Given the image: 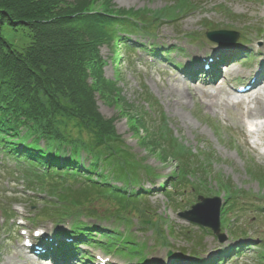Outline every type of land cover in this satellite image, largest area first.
<instances>
[{"label": "trees", "instance_id": "trees-1", "mask_svg": "<svg viewBox=\"0 0 264 264\" xmlns=\"http://www.w3.org/2000/svg\"><path fill=\"white\" fill-rule=\"evenodd\" d=\"M177 3L182 4L179 11L188 7L185 0ZM175 16V9L171 8L156 12L118 9L114 0H0V155L25 166L32 182L53 183L52 195H61L53 202L58 206L49 215L73 217L76 221L70 234L83 238V242L93 241L94 232L107 239L98 243L104 249L129 248L134 244L129 237L117 231H98L96 226L77 218L84 213L96 216V203H108L109 216L143 214L146 206L147 193L135 186L147 167L117 133V119L100 114L98 99L127 118L135 135L145 140L142 145L148 153H157L165 164L170 160L178 162L175 177L179 185L190 179L196 186L207 188V180H212L207 170L213 165L214 154L208 152L209 156L204 157L200 150L199 158L204 163L194 164L195 154L177 144L167 116L154 100L149 112H145L147 121L125 103L116 82L104 77V46L117 64L122 51L133 52L139 39L155 36V21ZM5 26L15 32L27 31L30 42L21 50L16 49L3 38ZM141 48L154 57L175 50L165 51L153 44ZM247 173L263 190L264 169L247 165ZM214 183L227 199L223 213L237 208L242 201L252 206L251 200L257 199L224 176L214 177ZM254 206L264 219L263 202ZM65 209L72 213L66 211V215ZM103 212L107 217V207ZM122 223L131 228V222ZM60 245L61 250L66 248L63 243ZM251 246L238 245L228 255ZM256 247H264V241ZM135 252L140 250L132 248L130 254ZM259 254L264 261V253Z\"/></svg>", "mask_w": 264, "mask_h": 264}, {"label": "rangeland", "instance_id": "rangeland-1", "mask_svg": "<svg viewBox=\"0 0 264 264\" xmlns=\"http://www.w3.org/2000/svg\"><path fill=\"white\" fill-rule=\"evenodd\" d=\"M185 1L188 7L181 11L178 9L182 5L177 3L179 0H114V4L118 9L134 11L156 12L165 8L175 9L174 19L155 21L156 27L159 29L156 39L151 42H147L145 39L138 41H141L143 45L153 43L164 50L177 47V50L169 54L176 64H185L188 59L193 62L192 58H201L202 68H205L204 65L209 60H217L212 58L221 51L213 49L211 43L202 39L203 33H205L203 26L207 23L211 28L215 27V31H235L246 37L243 40L244 43L234 47L236 49L233 50V53L250 52L252 58L248 62L249 68H255L254 64L264 60V0ZM220 7L228 11L231 16L228 17L226 14L220 13ZM2 35L10 45L18 50L30 42V33L24 30L15 32L5 26ZM187 35L195 36V40ZM101 54L106 62L103 69L104 77L117 82L116 88L121 91V97L125 103L131 105L141 117L145 116L148 121L149 117L145 112H149L151 101H156L157 105L161 106L160 110L163 108L164 113L170 119H168L169 129L174 133L177 144L195 154L194 164L200 166L204 163L199 158L200 150L203 151L204 157L209 156L206 151H211L216 155L213 165L211 164L210 169L207 170L212 174V180H207V188L199 184L196 186L194 181L190 182V179L182 181V184L178 186L180 183L177 184L175 178L171 179L174 173L179 172L178 162L170 160L165 164L157 153H148L142 145L145 140L141 136L139 138L135 135L127 118L119 116V110L114 106L98 99L97 106L100 114L107 119H117L115 123L117 133L123 138L138 161L147 167L141 171L143 173L140 177L143 181L141 186L149 190L150 193L146 200L147 216H153L161 222L165 229L164 233L168 234L169 244L165 248L156 238V236L163 237L162 229L156 223L153 225L151 222L149 223L151 225L149 228L153 231L145 229L141 226L142 219L135 216H132L133 225L129 230L124 225L119 226L113 221L103 222L102 227L107 228V231L117 227L124 235H132L140 245H145L146 251H151L154 248V253L156 251L157 253L152 256V260L157 264H170L166 258L168 247L173 253H183L188 259L191 258L190 255L198 257V259L202 255L204 260L216 257L219 252L229 250L237 243L230 237L231 233L237 231L248 232L245 233L248 234L246 240L245 237L238 240L254 244L262 243L264 219L256 212H252L253 206L249 210H245L248 208V205L245 204L243 206L245 209L240 210L241 217L237 220L234 219L231 222V227L229 221L234 214L228 212L224 214L223 222H226L227 225L223 234L226 235L227 241L223 244H220L217 237L208 229L181 219L179 213L183 209L190 210V207L198 202L199 195L223 198L214 183V177L220 175L231 180L237 188L261 197L264 194V189L262 190L259 183L249 176L247 164L254 162L258 164L256 166L264 169V130L249 125L254 120L243 118L242 108L233 104L234 95H230V98L221 95L217 98L206 99L202 91H206L208 88H205L203 84L187 81L183 78L181 71L176 70L168 62L160 63L150 58L151 56L148 54L142 53L141 50L131 54L132 56H128L125 50L122 51L121 54L124 58L122 57L117 64L112 62L108 47L104 46L101 49ZM239 68L233 69L239 70ZM243 73L237 77H229L230 81L234 78L233 86H235L236 78H238V84L241 83V79L247 81V77H244ZM222 97L229 101V105L213 107L212 104L217 103ZM263 118L264 115L259 120L261 124H263ZM147 126L149 125L147 124ZM138 130L144 132L141 128ZM251 131H254V135L250 134ZM231 132L241 138L239 144H234V141L230 139L228 133ZM18 169L19 166L12 161L3 162L0 156V204L4 205L6 209L15 211L14 221L19 224L11 226L14 222L7 224L3 214L0 215V264H32V262L39 264V261L30 260L29 257L23 255L28 251L24 248L25 240L28 237L33 238L36 231H43L47 234V237L44 238L52 239L56 226L42 220L38 223H31L37 208L42 205V197L27 189L28 186L22 180ZM146 170L154 175L149 177L150 180L146 178ZM32 185L34 184L30 180L29 186ZM5 224H7L6 229L1 230V225ZM10 231H14L12 237H9ZM170 235L175 237L171 238ZM259 236L261 240L258 238ZM259 252L264 253V247L253 246L238 259L229 260L226 264H257L256 253ZM94 253L97 256L101 255V252L97 250H94ZM103 255L109 258L108 260L113 264H126L125 261L113 254ZM164 255L165 258H163ZM181 264H190V262L186 260Z\"/></svg>", "mask_w": 264, "mask_h": 264}, {"label": "water", "instance_id": "water-1", "mask_svg": "<svg viewBox=\"0 0 264 264\" xmlns=\"http://www.w3.org/2000/svg\"><path fill=\"white\" fill-rule=\"evenodd\" d=\"M209 38L221 44L234 42L238 39L239 35L231 32H215L209 33ZM199 203L192 206L190 211L180 213V217L188 222L200 225L202 227L213 230L214 234L219 237L220 242H225L226 238L220 234V211L222 207L221 198H198ZM169 258L179 261L183 257L172 252L168 255Z\"/></svg>", "mask_w": 264, "mask_h": 264}, {"label": "bare ground", "instance_id": "bare-ground-1", "mask_svg": "<svg viewBox=\"0 0 264 264\" xmlns=\"http://www.w3.org/2000/svg\"><path fill=\"white\" fill-rule=\"evenodd\" d=\"M262 54V53H260ZM264 54V53H263ZM264 69V67H263ZM259 70L255 71V74L257 75ZM238 71H233L230 74H235ZM227 77L229 76H225L222 78V80L224 81V83L227 82ZM254 83H252L253 85ZM263 84V85H262ZM260 84L257 88L256 84L254 85L256 88H254V91L252 92V94L248 95V98L250 99V104L254 105V108H248L246 114L248 117H261L264 115V83ZM202 94L204 95V97L206 99H213V98H217L218 96L224 95L226 97H228V90L225 87H221L219 88L216 93H209V92H202ZM220 100L217 103H213L212 106L213 107H218L220 106H228L229 105V101L227 99L219 98ZM237 104L240 106H244L247 105L249 103H246L245 99L242 100H238ZM264 130V127H262Z\"/></svg>", "mask_w": 264, "mask_h": 264}]
</instances>
